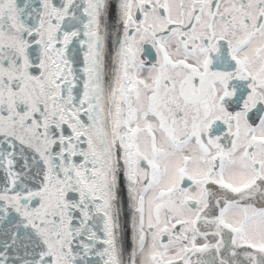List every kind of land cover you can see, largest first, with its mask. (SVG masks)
I'll list each match as a JSON object with an SVG mask.
<instances>
[{"label": "snow or ice", "instance_id": "obj_1", "mask_svg": "<svg viewBox=\"0 0 264 264\" xmlns=\"http://www.w3.org/2000/svg\"><path fill=\"white\" fill-rule=\"evenodd\" d=\"M0 173V264H264V0H0Z\"/></svg>", "mask_w": 264, "mask_h": 264}, {"label": "water", "instance_id": "obj_2", "mask_svg": "<svg viewBox=\"0 0 264 264\" xmlns=\"http://www.w3.org/2000/svg\"><path fill=\"white\" fill-rule=\"evenodd\" d=\"M81 66H82V54H81ZM2 178H3V174L0 173V180H2Z\"/></svg>", "mask_w": 264, "mask_h": 264}]
</instances>
